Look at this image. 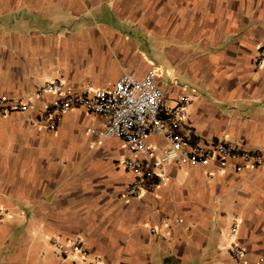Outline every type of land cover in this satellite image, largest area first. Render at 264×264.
Listing matches in <instances>:
<instances>
[{
	"label": "crops",
	"instance_id": "0c3cea01",
	"mask_svg": "<svg viewBox=\"0 0 264 264\" xmlns=\"http://www.w3.org/2000/svg\"><path fill=\"white\" fill-rule=\"evenodd\" d=\"M263 45L264 0H0V92L35 100L0 116V264H264L263 167L172 163L167 183L127 198L131 152L96 141L102 116L73 109L56 131L31 123L57 99L39 95L48 81L81 92L112 88L124 69L154 72L167 106L197 95L183 135L264 152ZM52 235L81 239L90 256H60Z\"/></svg>",
	"mask_w": 264,
	"mask_h": 264
},
{
	"label": "built area",
	"instance_id": "2783aa9c",
	"mask_svg": "<svg viewBox=\"0 0 264 264\" xmlns=\"http://www.w3.org/2000/svg\"><path fill=\"white\" fill-rule=\"evenodd\" d=\"M255 64L258 68L264 66V45L258 49ZM44 94H55L57 99L39 110L31 118L32 124L56 131L64 114L73 109H83L105 119L102 127L90 129L97 142L116 138L126 145L131 154L121 159L120 163L136 176L128 188L127 198L139 197L145 191L167 183L168 166L172 163L199 167L219 161L233 169L264 168V152L253 153L224 141H193L183 135L181 128L197 95L192 91L185 92L175 100L173 106H167L166 92L157 82L154 72L136 77L124 69L112 88L88 84L81 92L66 87L61 81H48L39 90V95ZM34 104L33 98L16 99L0 92V116L13 112L30 113ZM155 135L165 138L163 146L156 147L150 143V137ZM6 215L5 208L0 205V223L6 220ZM176 223L181 224V220L176 219ZM237 229L238 224L235 223L232 232L235 233ZM152 230L155 231V228ZM50 242L60 256L79 255L83 260L90 256L79 238L64 239L52 235ZM230 250L236 259L245 254L244 248L233 243ZM99 258L94 256L95 261Z\"/></svg>",
	"mask_w": 264,
	"mask_h": 264
}]
</instances>
